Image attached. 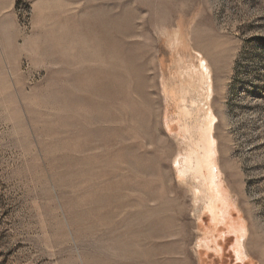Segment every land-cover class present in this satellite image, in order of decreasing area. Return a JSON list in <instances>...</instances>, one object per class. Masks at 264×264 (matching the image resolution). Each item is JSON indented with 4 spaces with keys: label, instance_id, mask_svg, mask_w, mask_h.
Masks as SVG:
<instances>
[{
    "label": "rangeland",
    "instance_id": "374dc122",
    "mask_svg": "<svg viewBox=\"0 0 264 264\" xmlns=\"http://www.w3.org/2000/svg\"><path fill=\"white\" fill-rule=\"evenodd\" d=\"M202 63L221 224L182 167ZM0 264H264V0H0Z\"/></svg>",
    "mask_w": 264,
    "mask_h": 264
},
{
    "label": "bare ground",
    "instance_id": "6f19581e",
    "mask_svg": "<svg viewBox=\"0 0 264 264\" xmlns=\"http://www.w3.org/2000/svg\"><path fill=\"white\" fill-rule=\"evenodd\" d=\"M204 62V61H203ZM200 75L202 76L203 90L205 98L201 100L203 103L202 109L196 110L197 115L194 118V129L188 126L185 128V136L188 141V152L182 160V167L185 174L191 173L199 182L200 197L206 203L213 220L217 224L224 223L229 218V199L227 193L220 181V173L216 164V142L214 138L215 116L210 107L211 86H210V71L205 63L200 66ZM202 111V113H199ZM192 110H185V120H190ZM230 229L237 234L236 240L237 258L244 260V254L240 247L241 237L244 236L245 229L243 226Z\"/></svg>",
    "mask_w": 264,
    "mask_h": 264
},
{
    "label": "built area",
    "instance_id": "2783aa9c",
    "mask_svg": "<svg viewBox=\"0 0 264 264\" xmlns=\"http://www.w3.org/2000/svg\"><path fill=\"white\" fill-rule=\"evenodd\" d=\"M26 10L24 7H19V14L21 16V21L23 26L28 29L29 28V15L26 13Z\"/></svg>",
    "mask_w": 264,
    "mask_h": 264
}]
</instances>
